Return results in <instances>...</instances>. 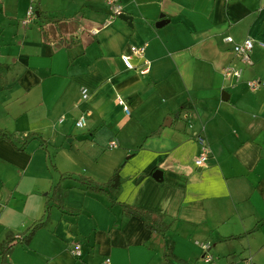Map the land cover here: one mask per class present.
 <instances>
[{
  "label": "crops",
  "instance_id": "crops-1",
  "mask_svg": "<svg viewBox=\"0 0 264 264\" xmlns=\"http://www.w3.org/2000/svg\"><path fill=\"white\" fill-rule=\"evenodd\" d=\"M118 1L131 26L118 17L102 28L105 0H37L36 16L61 19L60 30L44 25V37L37 21L22 23L29 0H0V130L18 142L39 136L22 151L0 139V242L42 216L57 174L104 182L117 167L115 201L164 213L176 258L191 239L212 244L214 232L222 241L253 232L264 239V0ZM227 37L254 42L236 84L221 74L241 66ZM142 44L141 57L130 54ZM251 79L262 87L249 90ZM201 129L212 152L204 169L194 165ZM110 140L118 146L108 148ZM62 184L74 214L54 206L28 244L13 240L8 264H174L163 258L161 236L108 194Z\"/></svg>",
  "mask_w": 264,
  "mask_h": 264
},
{
  "label": "trees",
  "instance_id": "trees-1",
  "mask_svg": "<svg viewBox=\"0 0 264 264\" xmlns=\"http://www.w3.org/2000/svg\"><path fill=\"white\" fill-rule=\"evenodd\" d=\"M36 8L37 5H35V9ZM34 21L38 22V25L44 37L46 35V31L44 30L45 29L44 25L47 23H51L55 25L57 30H60L61 19H53L51 17H45L42 14L41 10H38L37 16ZM3 68H5L4 65L0 63V81L2 77ZM157 132L158 130H155L151 134L154 135ZM0 139L9 141L15 147L16 150L22 151L25 149L29 140L31 139L39 140V136L35 133H31L18 142L16 137L12 133L0 130ZM39 146H41L46 151V145L44 141L40 140ZM48 161L51 169L55 170V164L53 163L51 156L48 157ZM69 179L82 185L83 189L87 191L108 194V198L111 199V202L118 204V206L121 208L123 215L135 216L136 218L141 220L144 227L148 229L151 233L161 236V238L163 239V253H162L163 258L169 263H172V261L175 260L176 256L173 253V242L170 239L166 238V233L170 230L172 221H169L165 217L164 213L140 206L130 205L124 202L115 201V195L118 192L121 183L119 176V167H117L114 169L109 179L104 182H98L87 174H79L75 176L69 173H60L58 180L51 185L50 192L45 197L42 216L37 221H35L30 227H28L23 232V234L21 233L22 235L19 234L17 235L18 236L17 238H14L13 235L9 234L10 236L6 237L3 241L0 242V264H8L6 259L8 253L12 248L11 243L13 242L14 239L18 240V242L20 241L23 244H28L31 241L34 233L39 228L46 226L50 210L54 206L58 207L62 214L65 213H69L72 215L74 214V212L69 211L63 205V197L67 191V188L63 187L62 182L64 180H69ZM243 234L229 236L228 238L230 239L240 238V236H243ZM180 262L181 264H186L185 261L180 260Z\"/></svg>",
  "mask_w": 264,
  "mask_h": 264
},
{
  "label": "built area",
  "instance_id": "built-area-1",
  "mask_svg": "<svg viewBox=\"0 0 264 264\" xmlns=\"http://www.w3.org/2000/svg\"><path fill=\"white\" fill-rule=\"evenodd\" d=\"M37 2V0H30V4L28 6V9L26 11V18L22 21L23 24H26L28 22H32L36 18L35 13V6L34 4ZM105 3L109 7V14L107 18L104 20V22L100 25L102 28L108 26L115 18L119 16V14L122 13V7L118 0H105ZM97 32V29L91 30L92 34H95ZM227 43H230L232 45V51L234 57L238 60L240 65L242 66H235L233 64H228L225 67L222 68L221 74L222 76L230 81L233 82V84L238 83L241 80L243 66L251 64L250 60V52L253 49L254 42L252 39H245L241 43H234L233 40L230 37H227L225 39ZM145 44H142L140 46H130L129 51L131 55L141 57L145 50ZM262 47H264V44H261ZM124 62L128 65V67H131V64L129 63V55H122L121 56ZM246 86L251 91H257L261 88L262 83L258 79H251L246 80ZM81 95L83 99H86L88 97V90L85 87L81 88ZM119 104L122 105L123 110L126 114H129V110L124 105V102L122 100H119ZM85 124V116L81 115L79 119L75 122V126L77 128L83 127ZM195 140L197 142L198 146V152L194 159V165L197 168L204 169L208 166L210 157H211V148L204 136L203 129L199 130V132L195 133ZM118 144L115 140H110L107 143L108 148H115ZM199 247L201 248L202 252V259L207 263H213L212 256L208 252V250L211 247L210 242L208 241H202V242H195ZM70 252L73 256L79 257L81 255V248L78 243H74L72 248L70 249ZM104 264H110L109 258H106L104 261Z\"/></svg>",
  "mask_w": 264,
  "mask_h": 264
},
{
  "label": "rangeland",
  "instance_id": "rangeland-1",
  "mask_svg": "<svg viewBox=\"0 0 264 264\" xmlns=\"http://www.w3.org/2000/svg\"><path fill=\"white\" fill-rule=\"evenodd\" d=\"M115 19H118V17ZM66 141L69 142V139H66ZM59 175L60 174H57V176ZM80 187L83 188L82 185H80ZM108 203L109 204L112 203L110 198L108 200ZM217 235H218L217 232H214L211 235L212 244L210 249L208 250V252L210 253L213 259L212 264H245L246 263L245 259H248V263L251 260L250 264H264V239L260 233L253 232L250 237H246L242 239L237 238L226 241L218 240ZM168 237L174 240V235L172 234V231H170ZM197 241L202 242L200 240ZM200 250L201 248L199 247V245H197L195 241L191 239L189 243L187 242L186 246L183 247V251H184L183 254L185 257L175 258V260H173V263L181 264L180 260L185 261L186 260L185 258H190L189 263L185 261L186 264H211L205 262L202 259V253ZM178 251L181 252L179 249Z\"/></svg>",
  "mask_w": 264,
  "mask_h": 264
},
{
  "label": "water",
  "instance_id": "water-1",
  "mask_svg": "<svg viewBox=\"0 0 264 264\" xmlns=\"http://www.w3.org/2000/svg\"><path fill=\"white\" fill-rule=\"evenodd\" d=\"M120 19H122L123 21H126L127 23H128V25L129 26H131L132 25V23H131V16H129V15H126V14H124V13H121V14H119V16H118ZM164 19H163V15H160V20L158 21V22H156L155 23V26L156 27H160V26H162L163 24H164ZM224 95H226L224 92H222L221 93V98H223L224 97ZM200 169V168H199ZM152 177L156 180V181H158V180H160L161 179V171H159V170H155V171H153V173H152Z\"/></svg>",
  "mask_w": 264,
  "mask_h": 264
}]
</instances>
